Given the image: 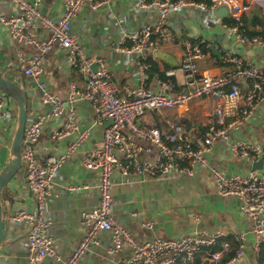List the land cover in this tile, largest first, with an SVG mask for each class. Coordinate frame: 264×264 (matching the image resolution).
I'll return each mask as SVG.
<instances>
[{
    "label": "built area",
    "instance_id": "obj_1",
    "mask_svg": "<svg viewBox=\"0 0 264 264\" xmlns=\"http://www.w3.org/2000/svg\"><path fill=\"white\" fill-rule=\"evenodd\" d=\"M8 1L12 10H0V25L7 29L13 43L35 50L31 55L20 51L19 64L24 75V92L30 93L35 86L44 107L43 111L28 118L22 147L23 178L35 199L34 208L12 209L4 216L6 230L20 223L27 225L24 244L29 264H80L92 248L103 245L102 233L111 234L105 251L113 259L112 264H195L201 253L206 254L207 264H244L241 262L246 256L247 244L243 234L235 237L237 248L227 262H224V257L232 251V244L222 241L224 234L220 231L196 229L180 239L138 241L114 214L113 176L117 171L126 178L142 176L160 181L181 175L194 176L197 167L207 170L217 184L219 195L237 199L241 211L253 220V252L257 254L264 248V170L251 169L246 175L226 173L207 157L220 143L236 156L249 159L252 164L264 161V147L231 139L253 119L264 103V68L231 50H224L222 63L232 69L219 75L201 74L199 63L205 56L203 46L206 43L187 40L180 67L165 71V81L158 76L160 91L151 90L145 84L153 51L162 46L176 45L179 39L168 23L171 15L189 9L213 11L224 5L233 21L231 25H224L230 33L245 44H264V29L250 36L244 24V16L253 6L264 9V0H141L138 8L156 12L157 19L155 25L147 24L135 32L125 33L119 42L121 51L139 55L137 68L142 80L140 87L127 89L125 95H120L105 59L88 57L72 28L73 21L86 4L98 9L110 5L113 0H63L64 13L58 19L42 12L44 0ZM38 26L45 31L44 38L36 35ZM56 49L66 51L68 65L85 78L83 88L71 83L66 98L52 91L42 78L46 56ZM93 63L100 66L95 73L91 68ZM202 99L213 100L215 106L212 121L195 137L182 124H171L170 132L139 124L140 119L151 112L176 110ZM79 101L92 104L93 125L104 128L103 143L89 149L83 158L87 170L101 172V181L97 187V204L81 214L84 235L71 254L64 257L57 250L51 234L53 221L48 216L47 207L63 166L92 133V128H82L77 119L75 107ZM9 114L0 93V118L7 121ZM65 115L67 119L60 129L52 131L51 137L56 141L75 138L68 143L64 153L41 159L38 143L47 124L61 120ZM110 119L113 120L112 125L106 126ZM133 137L150 143L151 147L142 146ZM154 149L155 159H141L142 153L151 154ZM83 188L70 186L69 190L78 192ZM193 222L200 223V218L194 217ZM144 226L147 229L154 227L151 222L144 223ZM220 242L221 248L216 250Z\"/></svg>",
    "mask_w": 264,
    "mask_h": 264
},
{
    "label": "crops",
    "instance_id": "obj_2",
    "mask_svg": "<svg viewBox=\"0 0 264 264\" xmlns=\"http://www.w3.org/2000/svg\"><path fill=\"white\" fill-rule=\"evenodd\" d=\"M32 1V0H30ZM141 0H113L110 5L94 9L90 3L80 11L73 21L72 28L75 38L81 43L86 55L91 59L102 57L107 68L119 88L120 95H125L127 89H137L142 80L137 68V54H127L118 49L119 42L125 33L135 32L147 24H156L157 13L141 10L138 4ZM0 10H12L8 0H0ZM42 12L58 19L64 13L63 0H44ZM229 19V18H228ZM227 19L218 17L213 11L186 10L180 14L171 15L168 23L172 32H176L179 39L176 45L161 47L160 49L174 52L181 61L184 53V42L203 40L206 43L205 56L199 63L201 74L219 75L232 69L222 63L224 50H231L246 61L264 68V44H245L230 33L225 25ZM244 24L250 35H257L264 29V9L253 6L244 16ZM36 35L44 38L45 31L38 26ZM33 54L35 50L20 47L13 43L7 29L0 25V52L5 55V63H0L3 75L15 81L24 90L23 72L19 64V52ZM153 58V53L150 58ZM154 59V58H153ZM155 60V59H154ZM158 62L161 75L150 77L147 70L145 84L151 90L159 92L161 87L157 82L158 76L167 80L165 71L172 69L161 60ZM92 71L100 70L96 63L92 64ZM48 87L62 96L67 97L69 86L76 83L83 88L85 78L67 63L66 51L56 49L45 59V71L42 76ZM181 81V79H180ZM9 111V119L0 118V173L12 159V144L18 125L19 106L17 102L0 91ZM28 99L29 118L34 113L44 110L40 101V92L32 86ZM215 102L202 99L191 103L187 107L176 110H165L161 113L151 112L141 120L145 128L157 127L164 132L171 131V124L186 126L195 137L205 130V126L212 121ZM77 119L82 128H92L90 138L63 166L57 179L53 196L48 201V216L53 221L51 234L57 250L64 257L71 254L75 246L84 235L80 224L83 211L93 208L98 201V185L101 181L99 170H87L83 165L86 152L95 146H100L104 139V128L95 126L94 108L87 101L76 103ZM67 119L51 121L47 124L38 143V154L41 159L49 155H58L66 151L68 143L75 137L56 141L52 139V131L60 129ZM232 140H244L264 147V103L242 130L231 137ZM133 140L144 147H151L148 142L133 137ZM211 163L217 164L226 173L248 174L252 169V162L236 156L226 146L217 144L207 155ZM156 158L155 149L151 154L142 153L141 159ZM114 214L124 224L134 237L141 242L163 239H180L193 233L194 230L209 232H223L222 241L232 244L238 235L246 236V256L241 263L255 264L253 252L254 222L241 211V204L235 198L221 197L212 176L205 169L196 168L194 176L181 175L174 179L152 180L142 176L126 178L119 171L113 176ZM85 187L81 191H70L69 187ZM35 199L26 186L24 178H14L6 187L3 194L4 211L12 209H33ZM137 213L136 216L134 214ZM200 218V223H194V217ZM153 223L152 229H147L144 223ZM27 225L17 224L11 230H5V239L0 247V263L29 264L28 252L25 247ZM103 245L92 248L81 260L80 264H112L105 251L110 243L111 234L100 235ZM205 253H201L195 264H207Z\"/></svg>",
    "mask_w": 264,
    "mask_h": 264
},
{
    "label": "water",
    "instance_id": "obj_3",
    "mask_svg": "<svg viewBox=\"0 0 264 264\" xmlns=\"http://www.w3.org/2000/svg\"><path fill=\"white\" fill-rule=\"evenodd\" d=\"M215 15L218 17L228 19L229 10L226 6L222 5L214 9ZM153 58L159 59L164 64L172 69L180 67V60L176 54L170 50L156 49L153 51ZM0 91L4 92L13 98L19 106L18 125L16 134L12 144V159L7 163L3 171L0 173V247L5 239V211L3 208V194L8 184L14 178L24 177V167L22 164V147L25 137V130L29 118L28 113V99L24 90L15 81L7 78L0 71ZM113 120L106 122V126L112 125ZM253 170H264V161L261 160L253 164Z\"/></svg>",
    "mask_w": 264,
    "mask_h": 264
},
{
    "label": "trees",
    "instance_id": "obj_4",
    "mask_svg": "<svg viewBox=\"0 0 264 264\" xmlns=\"http://www.w3.org/2000/svg\"><path fill=\"white\" fill-rule=\"evenodd\" d=\"M191 1L203 2L204 0H191ZM225 23L228 24V25H231L233 23V21L231 19H227L225 21ZM250 36H253V35H250ZM203 49H204V51H206V46L205 45L203 46ZM149 63L152 65V68L149 71V75H150L151 78H153L154 74L161 75L163 78H165L164 73L160 72V67H159L157 61H155L151 57L150 60H149ZM183 122L184 121L178 122V123L179 124H184ZM221 244H222V242H220V244H219V246H218V248L216 250L221 248ZM236 248H237V243L234 241V242H232V251L227 256L224 257V262L229 261L234 256ZM254 255H255V258H256V263L255 264H264V248L259 253L254 254Z\"/></svg>",
    "mask_w": 264,
    "mask_h": 264
},
{
    "label": "rangeland",
    "instance_id": "obj_5",
    "mask_svg": "<svg viewBox=\"0 0 264 264\" xmlns=\"http://www.w3.org/2000/svg\"><path fill=\"white\" fill-rule=\"evenodd\" d=\"M5 55H4V53L1 51L0 52V63L1 64H4L5 63ZM29 113V112H28ZM146 117H143V118H141L140 119V121H139V124L142 126V124H141V120H144Z\"/></svg>",
    "mask_w": 264,
    "mask_h": 264
}]
</instances>
